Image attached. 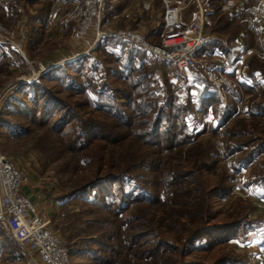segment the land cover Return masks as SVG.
<instances>
[{"label":"rangeland","instance_id":"rangeland-1","mask_svg":"<svg viewBox=\"0 0 264 264\" xmlns=\"http://www.w3.org/2000/svg\"><path fill=\"white\" fill-rule=\"evenodd\" d=\"M11 1L18 8L25 0ZM221 14L226 36L245 30L242 22L228 28ZM245 35L264 51V31ZM115 46L110 40L46 70L36 46L28 50L34 64L21 60L27 50L4 48L0 149L45 197L71 264H248L230 238L252 205L231 190L248 155L264 153V55L249 58L248 82L232 74L237 86L220 97L201 87L198 72ZM252 174L264 179V157ZM203 189L212 193L202 224L190 213L193 202L203 205ZM0 264H33L2 226Z\"/></svg>","mask_w":264,"mask_h":264},{"label":"crops","instance_id":"crops-1","mask_svg":"<svg viewBox=\"0 0 264 264\" xmlns=\"http://www.w3.org/2000/svg\"><path fill=\"white\" fill-rule=\"evenodd\" d=\"M74 1L77 0H25L20 2L18 8H15L11 6V0H0V25L6 24L14 33L21 32L22 36L25 37V40L23 37L20 41L21 52L24 53V50H27V56H24L22 61L29 64L35 63L34 59L28 56L31 45L36 46L37 51H42L39 60L49 68L75 57L87 56L88 52L95 46L93 40H75L71 31L72 24L65 18V11ZM202 1L207 12L206 31L209 39L204 45L201 55L205 58L206 56L208 58L214 56L216 61L218 60L220 63H234L232 74L236 75V78H240L241 81L248 82L244 75L249 71L250 60L248 59L243 66L235 62L243 47L245 45L250 46L245 35L246 31L250 29L247 9L256 0H219L220 4L217 8L213 1L218 0ZM168 8L179 11V17L186 25L190 23L192 14L197 9L195 0H106L104 17L113 28L139 29L153 39L156 34L163 30V16ZM218 12H221V15L229 22L228 28L242 22L245 24V30L232 35L228 33L226 36L225 30L222 29L219 22L222 18H219ZM18 13L21 14L20 19ZM221 32L223 35L220 34ZM106 41L108 42L105 40L102 43L105 44ZM4 48L13 54L18 52L12 44H2L0 52H3ZM218 53H221L222 56L220 54L217 56ZM227 57H230L229 60ZM11 61L15 60L11 59ZM253 75L256 76V79L261 76L258 72L253 73ZM239 114L241 113L237 108L234 110L232 118ZM263 154L261 152L248 155V164L240 168L238 179L235 180V187L233 186L231 190L233 195L245 199L248 197L249 203L252 205L251 211L246 214L249 220L244 226L237 228L230 238L237 249L247 251L248 264H264V179L252 174L253 166L263 159ZM20 191L39 203L40 212L44 217L49 218L48 213L51 208L46 206L48 202L45 201V197H42L35 188L25 182Z\"/></svg>","mask_w":264,"mask_h":264},{"label":"built area","instance_id":"built-area-1","mask_svg":"<svg viewBox=\"0 0 264 264\" xmlns=\"http://www.w3.org/2000/svg\"><path fill=\"white\" fill-rule=\"evenodd\" d=\"M195 3L197 9L188 25L179 17V11L166 9L158 41L139 29L113 28L104 17L106 0L74 1L65 11V18L72 24L75 40L92 39L94 47L107 38L119 40L134 50L148 54L156 65L167 62L180 73L198 72L204 78L201 87L204 88L207 82L220 97H225L237 86L231 72L234 63H220L214 56L213 61L201 56L209 39L207 12L202 0H195ZM247 12L251 31H264V0H257ZM15 34L0 26V46L12 44L20 51V42L14 39ZM18 38L20 40V35ZM120 47L117 45L115 49L120 50ZM256 53L264 55V51L258 52L245 45L235 63L243 66ZM11 59L14 60V57ZM40 68L47 69L41 63ZM237 80L241 82L240 78ZM23 177V171L14 158L0 149V225L19 243L33 264H71L67 248L51 227V219L43 216L35 201L21 193Z\"/></svg>","mask_w":264,"mask_h":264},{"label":"trees","instance_id":"trees-1","mask_svg":"<svg viewBox=\"0 0 264 264\" xmlns=\"http://www.w3.org/2000/svg\"><path fill=\"white\" fill-rule=\"evenodd\" d=\"M257 1V0H256ZM248 13V12H247ZM107 40H111V41H114L115 45H121V46H124L125 44H122L119 42V40H115L113 38H107ZM105 41V40H103ZM103 41H101L97 47H100L102 46L104 43H102ZM107 42V41H106ZM122 48V47H121ZM120 48V49H121ZM130 49H133L130 47ZM207 85H205V88L204 89H207L206 87ZM157 128H159V125L160 124H157ZM169 133V132H167ZM203 192V195L204 197L202 198L203 199V205H200L198 202H193L192 205L196 206L195 209L191 210V213L193 215V221L195 219V222L196 223H204L205 221H207V219H211V203H210V199H211V193H212V190L211 189H203L201 190ZM1 226V225H0ZM3 227V226H2ZM4 228V227H3ZM5 229V228H4ZM6 230V229H5ZM8 233V232H7ZM9 234V233H8Z\"/></svg>","mask_w":264,"mask_h":264}]
</instances>
